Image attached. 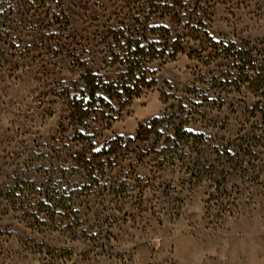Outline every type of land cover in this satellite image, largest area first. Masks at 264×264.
I'll list each match as a JSON object with an SVG mask.
<instances>
[{
  "label": "rangeland",
  "instance_id": "obj_1",
  "mask_svg": "<svg viewBox=\"0 0 264 264\" xmlns=\"http://www.w3.org/2000/svg\"><path fill=\"white\" fill-rule=\"evenodd\" d=\"M263 79L264 0H0V264H264Z\"/></svg>",
  "mask_w": 264,
  "mask_h": 264
},
{
  "label": "trees",
  "instance_id": "obj_2",
  "mask_svg": "<svg viewBox=\"0 0 264 264\" xmlns=\"http://www.w3.org/2000/svg\"><path fill=\"white\" fill-rule=\"evenodd\" d=\"M134 44H130L129 45V48L131 46H133ZM137 46V43L134 47ZM164 46L167 47V44H164ZM234 52L232 55H236V57L234 58V61L235 62H238L239 65L237 64V69H238V72H248L249 69L245 68L246 64L245 63H242V58H241V55H242V50H236V49H233ZM138 50H133V51H130V56H137L138 54L136 53ZM236 66V65H235ZM134 67H131L129 68L130 72L132 73L134 71ZM260 77V76H259ZM257 89L260 90V89H264V79L263 80H257ZM99 85V82H96L94 79H88V80H85V87L87 88V92L89 94V98L90 99H78V98H74L73 100H71V111L73 112V115H85L87 113H89L90 111V106L92 105V103H95L97 99H101L102 97L100 96L101 95H104L105 93H108V92H111V97L112 96H121V95H124L125 93V89L126 88H123L120 87V88H108V87H105V88H101L98 86ZM97 96V97H96Z\"/></svg>",
  "mask_w": 264,
  "mask_h": 264
}]
</instances>
